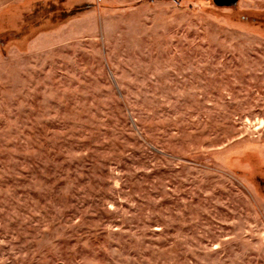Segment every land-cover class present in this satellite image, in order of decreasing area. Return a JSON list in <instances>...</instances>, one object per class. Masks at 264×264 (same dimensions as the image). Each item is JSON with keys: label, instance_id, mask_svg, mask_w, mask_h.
<instances>
[{"label": "rangeland", "instance_id": "1", "mask_svg": "<svg viewBox=\"0 0 264 264\" xmlns=\"http://www.w3.org/2000/svg\"><path fill=\"white\" fill-rule=\"evenodd\" d=\"M0 264H264V0H0Z\"/></svg>", "mask_w": 264, "mask_h": 264}, {"label": "water", "instance_id": "2", "mask_svg": "<svg viewBox=\"0 0 264 264\" xmlns=\"http://www.w3.org/2000/svg\"><path fill=\"white\" fill-rule=\"evenodd\" d=\"M238 0H214V3L217 6H225V5H234Z\"/></svg>", "mask_w": 264, "mask_h": 264}]
</instances>
